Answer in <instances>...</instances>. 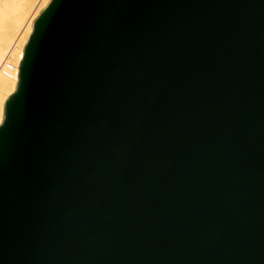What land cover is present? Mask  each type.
<instances>
[{"label":"water","instance_id":"water-1","mask_svg":"<svg viewBox=\"0 0 264 264\" xmlns=\"http://www.w3.org/2000/svg\"><path fill=\"white\" fill-rule=\"evenodd\" d=\"M0 264H264V0H50L0 124Z\"/></svg>","mask_w":264,"mask_h":264},{"label":"bare ground","instance_id":"bare-ground-1","mask_svg":"<svg viewBox=\"0 0 264 264\" xmlns=\"http://www.w3.org/2000/svg\"><path fill=\"white\" fill-rule=\"evenodd\" d=\"M39 0H0V124L3 120L6 93L15 91L18 73L6 69V61L20 66L24 47L31 34L33 22L41 10L50 2L44 0L42 7L26 21L30 9ZM19 70V69H18ZM8 96V97H9Z\"/></svg>","mask_w":264,"mask_h":264},{"label":"rangeland","instance_id":"rangeland-1","mask_svg":"<svg viewBox=\"0 0 264 264\" xmlns=\"http://www.w3.org/2000/svg\"><path fill=\"white\" fill-rule=\"evenodd\" d=\"M43 1L44 0H39L35 3V5L30 9L29 13L27 14V17H26V21L28 19H31L38 11L39 9L42 7L43 5ZM9 96V93H6L4 95V98L2 99L3 101H5ZM4 108V107H3Z\"/></svg>","mask_w":264,"mask_h":264},{"label":"built area","instance_id":"built-area-1","mask_svg":"<svg viewBox=\"0 0 264 264\" xmlns=\"http://www.w3.org/2000/svg\"><path fill=\"white\" fill-rule=\"evenodd\" d=\"M5 67L10 72H16V73H18L19 66L18 67L15 66L12 62L6 61Z\"/></svg>","mask_w":264,"mask_h":264}]
</instances>
